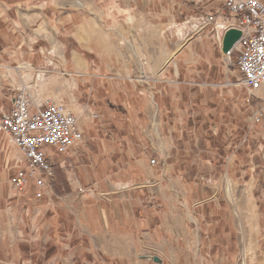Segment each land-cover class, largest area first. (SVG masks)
Masks as SVG:
<instances>
[{"label":"crops","instance_id":"crops-1","mask_svg":"<svg viewBox=\"0 0 264 264\" xmlns=\"http://www.w3.org/2000/svg\"><path fill=\"white\" fill-rule=\"evenodd\" d=\"M41 8L40 16H7L0 3V42L4 36L6 43L0 59L8 60L0 66V85L3 80L9 86L26 85L36 106L50 102L68 110L78 120L82 140L63 154L44 147L51 168L43 173L44 185L31 183L22 190L10 183L23 166L22 154L12 144L5 148L0 198L6 184L13 220H18L13 239L30 248L29 263L31 246L38 243L42 254L55 248L64 253L49 264H237L245 193L261 252L256 264H264V164L259 174L243 175L234 146L216 174L211 162L180 155L171 135L176 131L161 123L164 110L158 101H152L153 112L141 91L124 90L140 71H147L154 84L183 72L184 83L206 91L204 107L212 98L237 121L235 131L241 130L243 111L251 126L262 123L264 89L247 90L238 70V78L231 77L228 66L237 49L224 53L221 41L212 37L214 26L228 17L222 1L48 0ZM202 14L214 15L215 25L199 28L180 44L165 43L163 49V30L176 37L180 21ZM163 53H168L164 63ZM19 72L29 80L17 83L23 80ZM33 76L42 77V92L35 90ZM84 85L90 91L82 96ZM258 110L263 117L254 123ZM9 111L10 104L7 109L0 105V118ZM0 138L7 140L1 130ZM182 161L205 164L208 171L183 173ZM24 234L29 239L20 240Z\"/></svg>","mask_w":264,"mask_h":264},{"label":"rangeland","instance_id":"rangeland-1","mask_svg":"<svg viewBox=\"0 0 264 264\" xmlns=\"http://www.w3.org/2000/svg\"><path fill=\"white\" fill-rule=\"evenodd\" d=\"M47 1L48 0H0V3L3 6V11L7 9L5 12L7 16H25L27 12L34 14V16H40L39 14L42 12L41 7ZM217 1L218 0H213V3L217 4ZM191 17L179 22L181 23V26H179L181 27V31L175 32V34H177L176 37H171L168 31L165 32V30H163V49L165 48V43H171L172 46L175 41L180 44L194 36L192 33L198 30L196 28V23L198 22L196 19H198L199 16ZM4 39L3 36L0 42V52L3 51L6 44L3 43ZM13 48L18 49L14 41ZM123 48H125L124 45ZM148 49L149 46H146V51ZM151 53L153 54V52ZM151 53L149 55L152 56ZM149 55H146L147 59ZM2 56L7 58L5 55ZM167 59L168 53L161 54L162 63L167 61ZM220 63L222 65V61ZM7 64V59H0V66ZM14 67L15 64L13 63V69ZM1 70L0 67V71ZM228 70L231 77L238 78L234 59H232V64L228 66ZM18 71L22 73L23 69L19 68ZM21 73H18V80H20V78L23 80L17 83L21 81L24 83L26 78L29 80V76L24 77L25 75ZM213 73L214 70L211 71L210 77L213 76ZM162 78V81L154 84L150 80V75L147 71H145V73L140 71V73L131 76L130 83L124 87V90L131 93L141 91L144 94V98L147 99L146 101L153 109V112H156V107L152 101L154 103L158 101L160 108L164 110L161 116V123H163L165 128L172 127L176 131L171 133V135L174 142L179 146L178 151L180 155H185L187 153L196 163H201L202 160L209 161L212 164V171L218 174L223 167L224 159L230 155L234 146H236L238 148L236 150L237 159L238 162L241 163L243 175L259 174L260 168L258 166L264 164V119L262 123L251 126L249 113L243 111V116L241 117V130L238 131L236 128L235 131V127H238L237 121L235 122L227 117L224 112V107L222 105H216V102H214L212 98L208 104L209 107H204L202 94L206 91L200 89L197 85L193 86L184 83L186 78H184L183 72L180 73L178 79H171L168 75ZM32 80V82L37 85L36 87H39V89L35 87V90H37V92H42L44 88H40V83H38L41 82L42 77L36 78V76H33ZM5 81L6 80H3L0 85V87H2V98L0 99L2 109H7L12 94L16 89L20 87L27 88L26 85L23 84L21 86L20 84L9 86ZM89 89L90 86L88 85L82 86L80 88L82 96H84V94L87 95L90 91ZM261 89H264V87ZM30 90L32 91V89ZM238 91L242 93V96L245 95L244 90L238 89ZM191 95H193V97H191ZM262 96L261 97L264 99V94ZM82 101H80L81 105L85 103V99ZM203 108H206V110L203 111ZM244 109L245 107H243V110ZM164 135L167 137L170 136V134H166V130H164ZM187 143L190 144V149L188 150L185 149V144ZM191 144H193V146H191ZM7 147H9L8 141L0 138V168H3L2 161L6 151L5 148ZM179 167L180 171L183 173L190 172L191 170L201 173L208 171L206 170L205 164L202 168V165H188L185 161H182ZM82 190L83 189H79L81 193H84L85 191ZM8 194V187L6 184H3V193L0 198V264H30L29 254L26 252V250H30V248L25 249V246L20 245L19 242L16 243L13 239L16 238L14 233L18 220L16 221L15 215V220H13V202L7 197ZM249 199L250 197H246L245 193H243L242 242L237 264H242L243 260H245L246 264H256L258 253H261L260 251L258 252L259 248L254 238L255 215L246 209L249 204ZM23 211H25V208ZM14 214L17 215V213ZM18 238L20 240L29 239L25 234L23 237ZM244 248L247 250L245 256H243ZM31 249L33 251L31 264H49L52 259L65 257L64 253H57V248L49 255L42 254L43 251L40 249L38 243H34ZM77 264H81V261L79 260Z\"/></svg>","mask_w":264,"mask_h":264},{"label":"built area","instance_id":"built-area-1","mask_svg":"<svg viewBox=\"0 0 264 264\" xmlns=\"http://www.w3.org/2000/svg\"><path fill=\"white\" fill-rule=\"evenodd\" d=\"M221 1L228 17L222 24L214 26L212 37L219 42L230 29L240 33L233 46L238 52L235 65L241 84L249 91H257L264 87V4L260 0ZM213 16L201 15L196 28L213 25ZM262 117L263 110H258L252 120L259 123ZM0 130L23 157V166L17 168L10 179L17 190L31 183L38 187L44 185L43 173L48 174L51 170L44 147L63 154L78 146L82 140L75 115L50 102L36 106L25 87L13 92L10 111L0 118ZM151 164L155 161L152 160Z\"/></svg>","mask_w":264,"mask_h":264},{"label":"water","instance_id":"water-1","mask_svg":"<svg viewBox=\"0 0 264 264\" xmlns=\"http://www.w3.org/2000/svg\"><path fill=\"white\" fill-rule=\"evenodd\" d=\"M240 33L237 30L230 29L222 37L221 44L224 53L229 52L233 45L238 41Z\"/></svg>","mask_w":264,"mask_h":264},{"label":"bare ground","instance_id":"bare-ground-1","mask_svg":"<svg viewBox=\"0 0 264 264\" xmlns=\"http://www.w3.org/2000/svg\"><path fill=\"white\" fill-rule=\"evenodd\" d=\"M262 88H263V87H262ZM260 89H261V88H260ZM260 89H259V90H260ZM260 95H261V94H260ZM242 250H243V249H242ZM246 253H247V250L244 248V250H243V256H245ZM242 264H246V263H245V260H243Z\"/></svg>","mask_w":264,"mask_h":264}]
</instances>
